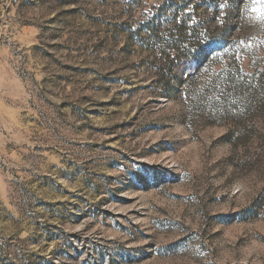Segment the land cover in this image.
<instances>
[{
    "label": "rangeland",
    "instance_id": "1",
    "mask_svg": "<svg viewBox=\"0 0 264 264\" xmlns=\"http://www.w3.org/2000/svg\"><path fill=\"white\" fill-rule=\"evenodd\" d=\"M0 264H264V0H0Z\"/></svg>",
    "mask_w": 264,
    "mask_h": 264
}]
</instances>
